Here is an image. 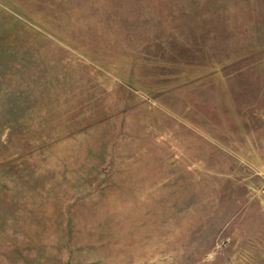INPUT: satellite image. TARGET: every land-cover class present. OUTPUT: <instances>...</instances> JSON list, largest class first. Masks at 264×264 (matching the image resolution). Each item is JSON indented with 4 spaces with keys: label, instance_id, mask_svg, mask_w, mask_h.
Listing matches in <instances>:
<instances>
[{
    "label": "rangeland",
    "instance_id": "rangeland-1",
    "mask_svg": "<svg viewBox=\"0 0 264 264\" xmlns=\"http://www.w3.org/2000/svg\"><path fill=\"white\" fill-rule=\"evenodd\" d=\"M0 264H264V0H0Z\"/></svg>",
    "mask_w": 264,
    "mask_h": 264
}]
</instances>
